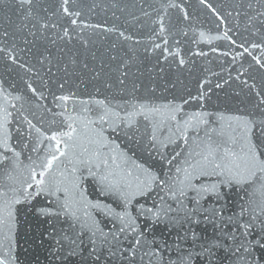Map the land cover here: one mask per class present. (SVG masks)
I'll use <instances>...</instances> for the list:
<instances>
[{"label": "water", "instance_id": "1", "mask_svg": "<svg viewBox=\"0 0 264 264\" xmlns=\"http://www.w3.org/2000/svg\"><path fill=\"white\" fill-rule=\"evenodd\" d=\"M169 2L68 0L69 11L81 13L76 17L63 11L64 0H32L31 6H22L21 0H0V82L13 97L23 98L12 99L11 104L15 107H9V111L13 112L12 143L17 151H22L20 168L12 175H17L31 163L29 156L36 160L38 155H43L42 151L38 154L30 148L22 150V145L16 144L15 125L20 124L22 130H26L27 125L21 122L23 116H27L37 127L47 130L53 116L37 105H47L60 113L62 109L55 108L52 103L53 93L58 96L74 92L82 99L90 95L99 99L108 97L121 115L125 109L130 111L131 105L137 102L150 101L160 105L173 99L182 103L180 98L188 99L189 94L195 97L183 105L181 117L187 119L193 113L205 112L210 114L207 117L210 123L200 125L198 137L189 129L188 145L184 144L182 136L175 134V130L170 133L163 128L157 132L158 139L153 147L150 143L151 122L143 117H138L131 126L121 124L115 130L107 123L97 121L96 127L103 130L109 141L105 153L115 150V153L126 155L128 167L134 163L141 164L160 176L165 173L174 176L175 167L183 162L187 152L195 146V141L205 138V131L215 139L223 124L226 140L230 131L227 125L231 123L235 126V121H229L228 117H247L255 125L252 130L254 138L259 134L260 121L264 120V103L260 102V96H264V69L253 60V56L264 55V48L252 49L251 44H264V17L257 16V12L264 11V0H209L225 17L224 20L201 5L200 0H171L183 4L192 19L185 22L180 9L168 8L166 24L170 17L177 28H183V32L162 38L157 35L158 28L153 21L158 15H164L161 5ZM251 17L257 18L250 20ZM72 20H76V24H72ZM45 24L48 26L44 27ZM172 31L175 32V29ZM225 31L236 41L235 44L224 38ZM201 32L205 33L204 38H201ZM164 39L168 40L167 45ZM242 43L248 48L247 52L240 48ZM156 44L161 47L156 48ZM166 46L169 52L176 54L178 47L180 52L165 60L167 53H161ZM201 52L204 55H200ZM181 56L187 61L184 65L178 64ZM121 80L124 82L121 83ZM28 83L43 93L44 99L33 94L27 87ZM60 83L64 84L63 89L58 87ZM201 93H207L202 100L198 99ZM4 102V98L0 97V103ZM67 112L72 113L71 102H68ZM221 115L225 117L223 121L220 120ZM55 119L60 123L63 117L57 115ZM33 133L35 135L34 130ZM170 136L174 143L168 142ZM161 141L167 146H162ZM31 145L36 146L35 139ZM225 147L232 145L226 143ZM2 151L4 149L0 148ZM177 152L183 154L176 157L173 165H169L167 161ZM7 154L12 155L10 152ZM161 156L164 158L161 159ZM7 167L11 171L12 165ZM5 185L15 186V182L8 179L5 167L0 166V189L7 190ZM89 188L90 197L95 198L96 193L91 191L90 185ZM54 199L41 196L31 203L22 200L15 206L16 228L12 247L15 264H128L124 257L129 254L124 252L123 257L120 255L129 246L123 236L119 241L103 244L99 242L101 238H94L98 240L94 246L90 243V234L85 231L81 244L77 239L78 229H70L66 217L47 216L37 210L50 207L49 202ZM138 199L141 203L146 200L148 207L153 201L159 204L155 191L149 197ZM228 199L238 202L235 190L228 192ZM203 203L205 207H210L215 198L210 196ZM192 206L188 204V207ZM183 215L181 211L178 222L161 221L146 228L148 239L155 237L157 241L163 239L169 244L180 243L176 240L179 234L186 241L181 243V247L187 250L192 247L189 227L197 235H213L212 223L205 221L202 214L198 217L200 223L191 225L180 219ZM73 239H77L76 244L71 243ZM108 239L111 241L110 236ZM93 247L97 248L99 261L92 254ZM110 247L116 255L109 254ZM72 250L76 254L69 255ZM0 255H7L3 247H0ZM196 264H201L200 259Z\"/></svg>", "mask_w": 264, "mask_h": 264}, {"label": "snow or ice", "instance_id": "2", "mask_svg": "<svg viewBox=\"0 0 264 264\" xmlns=\"http://www.w3.org/2000/svg\"><path fill=\"white\" fill-rule=\"evenodd\" d=\"M200 3L220 20L225 19L209 0H200ZM25 4L31 6L32 0H21V5ZM67 4L68 0H64L65 13L76 17L81 15L79 12H70ZM161 7L164 15H158L153 21L158 28L157 35L163 38L183 32V28H177L176 22L170 17L166 24L165 17L168 15V8H178L183 13V21H190L192 18L184 5L170 0ZM248 7L251 8V4ZM257 16L264 17V11L257 12ZM256 18L251 17L250 20ZM76 22L71 21L72 24ZM65 35H68L67 31ZM223 35L232 44L236 43L228 35V31ZM200 36L204 38L205 33L201 32ZM176 43L179 44V41ZM164 44H168L167 39H164ZM155 47L161 46L156 44ZM240 48L248 51L243 43ZM251 48H264V44L252 43ZM179 52L178 47L176 54ZM164 53H167L165 60L168 56L176 55L169 52L167 46L162 49L161 54ZM200 55L204 53L201 52ZM12 59L15 60V57ZM253 60L264 69V55L253 56ZM186 63L181 56L178 64ZM27 87L41 100L44 99L43 93L38 92L32 83H28ZM58 87L63 89L64 84L60 83ZM52 95L54 107L62 109L60 113L54 112L47 105H37L53 116L47 130L37 127L27 116H23L21 122L27 125L26 130H22L20 124L15 125L16 144L22 145V150L30 148L38 154L42 151L43 155H38L36 160L29 156L31 163L14 176L11 173L20 168L22 151H17L12 143L13 112L9 111V107H15L11 104L12 99L23 98L13 97L5 90L3 82H0V97L5 101L0 103V148L4 149L0 152V166L5 167L8 179L15 182V186L5 185L7 190L0 189V247L7 253L6 256L0 255V264H15L16 258L12 255L16 228L15 206L22 200L31 203L41 196L55 199L49 202L50 207L37 210L47 216L66 217L69 228L78 229L77 239H80L81 244L85 231L90 234L89 240L94 246L98 243L94 238H101L99 242L103 244L119 241L123 236L129 246L120 255L123 257L124 252L129 254L124 257L128 264H196L197 259H200L201 264H264V120L260 121L259 134L254 138L252 130L255 125L252 120L238 115L228 117L229 121H235V126L231 123L227 125L230 131L226 140L223 124L215 139L205 131V138L195 141V146L187 152L183 162L175 167V175L165 173L160 176L141 164L134 163L132 167H128L126 155L115 153V150L105 153L104 149L108 147L109 141L103 135V130L96 127L97 121L100 124L107 123L115 130L121 124L131 126L137 122L138 117H143L145 121L151 122L150 143L153 147L158 139L157 132L163 128H167L170 133L175 130V134L182 136L184 144L188 145V130L192 129L198 137L197 129L200 125L207 126L210 123L207 119L210 114L205 112L193 113L187 119L181 117L183 105H187L195 97L189 94L188 99L180 98L182 103L173 99L160 105L150 101L137 102L131 105L130 111L125 109L121 115L108 97L99 99L90 95L87 99H82L74 92ZM206 95L207 93H201L198 99L202 100ZM257 95H260L259 92ZM68 102H71L72 113L75 115L67 112ZM260 102L264 103V96H260ZM57 115L63 117L60 123L55 119ZM184 115L187 116V113ZM224 119L221 115L220 120ZM212 131L215 132L216 129ZM33 139L36 146L31 145ZM167 139L169 143H174L171 136ZM160 143L167 146L163 141ZM226 143H230L232 147H225ZM9 152L11 156L7 154ZM182 154L177 152L167 163L173 165L176 157ZM8 164L12 165L11 171ZM89 185L91 191L96 193L95 198L89 195ZM234 190L238 202L228 199V192ZM153 191L156 192L159 204L153 201L148 207L146 200L145 203L140 202L138 197H149ZM161 192L164 195H160ZM210 196L215 198V203L205 207L203 202ZM188 204L194 206L188 207ZM181 211L184 215L180 219L189 225L199 224L198 217L202 214L205 221L212 223L213 235H197L189 227L192 247L187 250L181 247V243L186 241L179 234L176 240L180 243L169 244L167 240L157 241L155 237L148 239L146 228L161 221L178 222L177 217ZM173 213L176 215H172ZM105 228L108 230L105 231ZM77 239H73L71 243L76 244ZM96 252L97 248L93 247L92 254L99 261L100 256ZM73 254H76L75 250L69 252V255ZM109 254L116 255L111 247Z\"/></svg>", "mask_w": 264, "mask_h": 264}]
</instances>
